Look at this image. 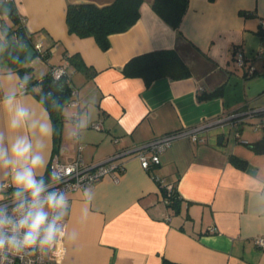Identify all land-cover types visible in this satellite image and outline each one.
Instances as JSON below:
<instances>
[{"label":"crops","instance_id":"crops-1","mask_svg":"<svg viewBox=\"0 0 264 264\" xmlns=\"http://www.w3.org/2000/svg\"><path fill=\"white\" fill-rule=\"evenodd\" d=\"M112 1L12 0L18 21L0 13V24L23 27L33 46L40 44L46 54L43 59L36 53L39 61H24L29 80H22L8 62L6 30L0 27V100L15 91L17 100L30 108L36 127L19 134L28 135L37 148L43 146L44 181L54 154L62 162L77 154L86 163L99 161L204 120L264 109V0H188L177 28L152 9L153 0H141L137 21L124 32L110 34L106 50L92 37L68 32L67 4ZM155 49L174 50L189 75L163 76L148 85L142 77L124 75L127 60ZM237 50L243 65L236 62ZM73 54L88 67L67 66L78 89L77 121L86 118L87 127L78 138L70 137L77 123L70 116L77 107L66 98L56 141L51 114L40 98V80ZM210 92L216 93L203 98ZM7 122L0 106V133L6 140L14 135ZM97 122L100 129L92 126ZM257 122H264V111L247 117L238 128L212 126L203 132L202 142L177 137L148 170L137 157H123L124 171L117 181L104 178L85 187L92 199L84 223L85 188L69 193L64 218L68 232L75 230L78 236L74 242L65 238L60 264H264V249L252 240L264 236V152L247 144L264 136V127L254 128ZM40 123H50L47 136L40 134ZM2 182L10 183L7 170H0ZM167 185L175 188L173 201L163 194ZM12 191L10 187L3 195Z\"/></svg>","mask_w":264,"mask_h":264},{"label":"clouds","instance_id":"clouds-1","mask_svg":"<svg viewBox=\"0 0 264 264\" xmlns=\"http://www.w3.org/2000/svg\"><path fill=\"white\" fill-rule=\"evenodd\" d=\"M0 106L8 114V130L14 134L6 140L0 133V170L10 174V183H0V264H13V258L23 260L26 252H61L65 238L74 242L78 233L75 230L69 233L63 223L69 208L67 192L49 190L44 181L43 146L37 148L28 135L19 134L28 126L36 127L30 108L17 100L15 91L5 94ZM86 127V118H79L70 137L78 138L80 130ZM39 131L47 136L51 131L50 123H40ZM8 187L13 188L10 204L5 203L3 195ZM83 197L86 204L81 223L87 220L91 190L85 188Z\"/></svg>","mask_w":264,"mask_h":264},{"label":"trees","instance_id":"trees-1","mask_svg":"<svg viewBox=\"0 0 264 264\" xmlns=\"http://www.w3.org/2000/svg\"><path fill=\"white\" fill-rule=\"evenodd\" d=\"M11 2L1 0L0 13L6 14L12 19L13 23H16L18 16L15 14ZM140 5L141 0H113L105 5H96L89 2L69 3L65 10L68 32L78 37H92L100 49L106 50L109 46L108 36L110 34L124 32L137 21L140 14ZM151 6L164 21L177 28L187 10L188 0H153ZM0 27L4 31L6 30L4 33L8 62L20 73L22 80H29L24 77L27 69L22 66L24 60L20 57V53L26 46L25 41L21 39V34H24L28 40L27 32L23 27L12 29L10 27L5 28L2 24H0ZM7 29H10V31ZM12 35L15 36L16 40L13 39ZM42 58H46L45 53ZM66 59L68 63L74 64L77 68L84 71L88 69L77 54L70 55ZM122 71L128 77H142L146 85L163 76L182 78L189 75V70L184 62L174 50L170 49H155L135 55L126 61ZM40 82L48 87L47 90H42L40 95V98L46 103L47 94L55 88L58 82H54L49 74ZM67 93L65 99L68 96ZM215 93L204 94L203 98L212 97ZM61 105L62 103L48 107L56 130V141L58 130L63 122ZM247 144L256 152H264V136L253 143ZM232 159L238 161L233 157ZM162 189L167 200L173 201L177 198L174 186H170V189L164 186Z\"/></svg>","mask_w":264,"mask_h":264},{"label":"built area","instance_id":"built-area-1","mask_svg":"<svg viewBox=\"0 0 264 264\" xmlns=\"http://www.w3.org/2000/svg\"><path fill=\"white\" fill-rule=\"evenodd\" d=\"M5 1L11 2L12 0ZM260 24L264 27V18L260 20ZM34 48L36 53L40 54L41 57L44 55L45 52L40 50V44H36ZM236 62L238 65L244 64V57L240 50L236 51ZM67 66L68 60L64 61L62 64L51 66L49 75L54 82L63 81L67 86V100L71 105L77 107V110L70 116V120L77 122L79 109L78 89L72 83L70 72L67 71ZM248 71L252 73L253 67L250 66ZM257 111H264V109H248L243 112L231 113L213 120H204L193 126L163 134L158 138L121 148L99 161L86 163L80 155L77 154L73 160L62 162L58 159L57 154H54L48 165V178L45 183L49 186V190H64L69 194L85 187H92L96 182L104 178L117 181L124 171V165L121 161L123 157H137L141 167L148 170L151 164H158L160 162V153L165 150L175 138L185 136L193 142H202L204 140L202 137L203 132L208 128L226 123L238 128L241 123H244L247 117L252 116V114ZM92 126L96 129H100L101 123L97 122ZM262 127H264V122H257L254 124L255 129ZM118 140V138L114 139L115 142H118ZM79 148L80 146H78V149ZM57 180L62 182L57 183ZM166 187L170 189L169 185ZM9 188L10 187L7 189ZM10 197L11 193L5 195V203L10 204ZM63 223L67 226V220L65 218ZM252 240L255 245L264 249V236H254ZM64 254L65 245L61 252H56L55 250L41 252L36 250L31 254L26 252L23 260L19 257L13 258V264H60Z\"/></svg>","mask_w":264,"mask_h":264},{"label":"water","instance_id":"water-1","mask_svg":"<svg viewBox=\"0 0 264 264\" xmlns=\"http://www.w3.org/2000/svg\"><path fill=\"white\" fill-rule=\"evenodd\" d=\"M21 36V39L25 41L26 46L25 49L20 53V57L24 61H29L36 55V50L33 44L25 38L24 34H21ZM44 85V83L41 84L42 90H47L48 87ZM66 93L67 87L65 83L63 81H59L55 88H53L52 91L47 94L46 105L48 107H52L54 105L61 104L65 99Z\"/></svg>","mask_w":264,"mask_h":264},{"label":"rangeland","instance_id":"rangeland-1","mask_svg":"<svg viewBox=\"0 0 264 264\" xmlns=\"http://www.w3.org/2000/svg\"><path fill=\"white\" fill-rule=\"evenodd\" d=\"M34 58H35V59H34L35 61H36V60H37V61H39V60H40V59H38V58H36V57H34Z\"/></svg>","mask_w":264,"mask_h":264}]
</instances>
